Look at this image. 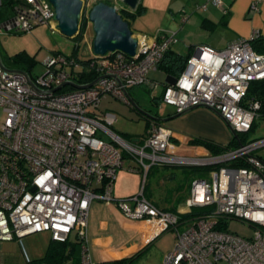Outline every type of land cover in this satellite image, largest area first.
Segmentation results:
<instances>
[{
  "label": "built area",
  "instance_id": "obj_1",
  "mask_svg": "<svg viewBox=\"0 0 264 264\" xmlns=\"http://www.w3.org/2000/svg\"><path fill=\"white\" fill-rule=\"evenodd\" d=\"M83 2L82 15L89 17L91 2ZM54 18L48 0H25L0 29L28 33L47 24L60 34ZM134 37L138 40L134 57L122 52L93 54L86 70L97 72L93 81L97 83L85 90L63 92L66 87L53 92L67 82L76 83L84 71L79 61L64 54L54 55L45 76H30L41 92L0 62V241L47 233L53 242L70 243L75 236L82 264H94L88 221L92 204L100 202L131 221L153 224L155 237L174 232L175 247L164 264H264V161L256 153L264 148V139L218 157L186 155L178 153L173 142L177 135L164 124L151 120L144 136L127 141L113 130L117 117L100 112L107 95L132 106L131 89L144 85L156 89L158 84L149 75L158 71L165 53L178 42L176 33L166 31ZM251 40L235 41L219 51L196 48L175 84L164 88L162 101L176 113L207 106L220 113L237 135L249 132L261 104L248 101V91L252 83L264 80V54L253 49ZM240 158H247L252 167L227 166L206 173L208 179L192 183L185 208L177 214L148 200L145 186L130 198L114 196L122 169L140 173L145 184L154 167H210ZM194 208L212 212L182 222L180 215ZM220 220L244 222L253 236L219 230Z\"/></svg>",
  "mask_w": 264,
  "mask_h": 264
},
{
  "label": "crops",
  "instance_id": "obj_2",
  "mask_svg": "<svg viewBox=\"0 0 264 264\" xmlns=\"http://www.w3.org/2000/svg\"><path fill=\"white\" fill-rule=\"evenodd\" d=\"M88 1L94 4L102 0ZM110 1L119 5L122 0ZM218 1L219 4L215 5L213 4V0H140L139 5H143L146 9V12L142 16L147 14L151 6L158 5V8L164 9L165 11H169L172 14H179L182 19V25L186 24L187 27H192L190 32L188 30H182V32L184 31L185 39L190 44L189 56L194 55L195 49L198 47H208L219 51L235 41L251 40L257 33L264 36V0ZM253 5H256V9L253 8ZM138 34L145 33L138 32L135 35ZM174 46L172 47L173 50L182 55ZM130 91L128 93L131 97L132 94ZM176 114L174 110L165 115V117ZM202 119H207L217 124V130L213 133H206V131L204 132L197 127L198 124L197 126L193 125V121L196 120L197 122ZM164 125L175 132L177 139H173L174 143L177 144L182 152L185 151L187 155L192 152L194 154H204V152L210 154L204 147L193 145L192 140L194 138L208 139L223 146H227L233 141V136L223 120L210 110L202 107L194 109L190 113L175 120L164 123ZM145 133L140 136L131 137H141ZM150 172L146 178V183H143V186H145L144 195L159 209L172 212L178 206L173 200L167 204L169 206L166 205L163 207L153 199L154 196L152 193L147 194L146 186ZM143 186L141 190H143ZM191 186L192 184L189 187V195ZM115 192L114 187V196L116 198H122L115 195ZM119 193V196L130 194L128 191L123 190ZM178 207L179 209L176 213L183 210L185 205ZM155 233L156 230L153 224L145 221H131L125 218L113 206L100 202L93 203L91 206L88 221V241L89 253L94 264H114L128 261L141 251L147 249L143 255L131 263L134 264L148 253L150 247L162 235L155 237ZM52 243L53 241L47 233L29 235L13 242L0 241V264H51L48 262L38 263V261L45 257ZM75 243L78 242L75 236H73L69 244L74 245ZM70 249L68 247L67 252L70 253ZM160 252L162 255L165 253L163 251ZM63 264H82L81 248L79 255L69 257Z\"/></svg>",
  "mask_w": 264,
  "mask_h": 264
},
{
  "label": "rangeland",
  "instance_id": "obj_3",
  "mask_svg": "<svg viewBox=\"0 0 264 264\" xmlns=\"http://www.w3.org/2000/svg\"><path fill=\"white\" fill-rule=\"evenodd\" d=\"M94 3V2H93ZM108 5L112 6L113 2L108 0ZM145 5V4H144ZM94 4L91 3L92 8ZM131 30L134 34L143 32L145 34H155L158 31H166L177 33L178 42L174 48L182 53L188 55L190 44L185 39L183 32L192 30V27L182 25V19L179 14H172L169 11L151 6L146 15L131 20ZM1 24V23H0ZM1 26V25H0ZM1 28V27H0ZM182 30H184L182 32ZM0 53L5 58L14 56L17 53L26 52L32 57H35L36 64L33 68L32 77L34 79L43 77L47 74L48 65L50 64L55 52L69 56L72 54L75 42L72 38H68L63 34L53 33L50 26L47 24L35 27L28 33L15 32V31H2L0 29ZM93 41L94 32L92 24L89 23L84 34V40L79 43L80 49L78 56L81 59H90L93 56ZM149 79L158 84L156 89L149 86H138L131 89V99H133L141 108L152 112L158 113L159 116L165 117L175 109L167 106L162 99L158 100L157 105L152 103V99L161 98L167 76L161 72H153L149 75ZM100 112L112 114L117 117V122L113 126V130L120 136H140L146 131V121L141 118L139 114L131 108L130 105L125 104L119 99L107 95L101 102ZM3 120V114L0 111V123ZM198 124V126H197ZM193 125L197 126L206 133H213L217 130V124L212 123L210 120L202 119ZM196 127V128H197ZM264 139V120L258 121L255 130L249 134V140H262ZM174 142V141H173ZM177 145V144H176ZM180 149V148H179ZM178 153L185 154V151L178 150ZM257 155L264 158V148L258 150ZM192 152L189 155H193ZM200 154V153H198ZM204 154H208L205 153ZM187 155V154H186ZM134 165V162L127 163V165ZM174 166V167H173ZM185 165H171L168 167H155L148 177L147 194L152 193L153 199L156 200L161 206H166L168 200H173L178 206L185 205L186 200L189 198V187L197 179H208L207 174L191 173ZM184 185V189L172 196L171 190L178 185ZM143 186V178L140 173L131 172L122 169L117 174L115 181V195L122 198H128L141 193ZM128 191L130 194L119 196L120 191ZM121 198V199H122ZM173 198V199H172ZM169 206V205H167ZM172 206V205H170ZM229 231L241 237L250 238L253 236L254 231L244 222L230 221ZM34 238H37L33 236ZM175 247V234L172 231L165 232L156 240L150 247L148 253L141 259L137 260L134 264H164L166 256L173 251ZM160 251L165 252L163 255Z\"/></svg>",
  "mask_w": 264,
  "mask_h": 264
},
{
  "label": "trees",
  "instance_id": "obj_4",
  "mask_svg": "<svg viewBox=\"0 0 264 264\" xmlns=\"http://www.w3.org/2000/svg\"><path fill=\"white\" fill-rule=\"evenodd\" d=\"M108 0H102L100 2H104L106 4ZM99 2H96L94 5L98 4ZM25 4V0H1L0 3V25H3L6 23L8 20H10L12 17L16 15L17 10ZM113 6V5H112ZM119 13L121 14L122 18L127 21L131 27V20H135L138 17L142 16L145 12L146 9L143 5H139L138 8L135 11L130 10L125 4H122V6L118 9ZM89 24V19L86 14L82 15V19L80 22V31L79 34L76 35L73 39V41L76 43L72 54L67 56L70 59H75L76 61H79L83 66H84V71L82 72L79 77L75 78L76 83L80 85H87L91 84L96 78H97V72L96 71H87L86 68L90 65L89 59H81L78 56V52L80 49L79 43L84 40V34L86 32V29ZM35 28V27H34ZM33 28V29H34ZM32 29V30H33ZM9 31V30H7ZM251 45L253 49L261 54H264V36L261 34H258L251 40ZM56 54H62L61 52H55L54 55ZM2 60L4 65L8 69L12 70H20L28 73L32 77V72L33 68L36 64L35 57L30 56L26 52H21L17 53L14 56H8V57H3ZM191 58L189 55H181L177 53L173 48L171 47L164 55L163 60L161 61L159 65L158 71L163 72L166 76L170 78L177 79L181 76V74L184 72V70L187 67L188 61ZM33 78V77H32ZM164 88L168 87L167 83L163 84ZM74 88L72 87H67L63 92L67 91H72ZM161 98H154L152 99V103L155 105L158 104V100H161ZM248 101H257L260 102L261 108L258 111V118L254 121V124L251 128V130L247 133L243 134H238V138L235 139L233 138V141H231L230 144L227 146L220 145L216 142H213L208 139H202V138H194L192 140L193 145L197 146H202L205 149H207L210 154L213 156H222L225 153L233 150V149H238L240 146L255 142L254 140L251 141L249 140V134L255 130L256 126L258 125V121L264 120V80L262 81H257L251 84L249 91H248ZM133 110V106H131ZM152 113V112H151ZM139 114V113H138ZM153 114V113H152ZM155 116H159L158 113L153 114ZM141 118L145 119L147 129L149 128L151 124V120L145 118L141 114H139ZM127 141H134V138L125 135L123 137ZM264 161V158H263ZM232 167V168H251L252 165L249 163L247 158H240L237 160L230 161L226 164H220L217 166H210V167H181V168H187L191 173H201L205 174L208 172H211L213 170L219 169L221 167ZM162 167V166H161ZM163 167H168V166H163ZM174 167V166H173ZM155 168V167H154ZM153 169V168H152ZM147 189V188H146ZM184 189V185H178L174 189L171 190L172 196L174 194L180 193ZM175 196V195H174ZM173 196V197H174ZM151 198L150 196H148ZM173 199V198H172ZM168 203H171V200H168ZM179 207H175V209L171 212L174 214H177L176 212L178 211ZM212 209L211 208H194L190 212L186 214H181L180 219L182 222L185 221H190L194 219L197 216H202L208 213H211ZM229 228V223L220 220L217 229L219 230H225L228 231ZM70 247V253L67 252V248ZM147 250V249H146ZM146 250L141 251L138 255L135 257L131 258L128 261L124 262H119V263H114V264H131L133 261L138 259L141 255L145 253ZM80 253V244L75 243L74 245H70L69 243H58V242H53L51 246L49 247L45 257L38 261L39 262H48L51 264H63L65 263L69 257H73L75 255H79Z\"/></svg>",
  "mask_w": 264,
  "mask_h": 264
},
{
  "label": "water",
  "instance_id": "obj_5",
  "mask_svg": "<svg viewBox=\"0 0 264 264\" xmlns=\"http://www.w3.org/2000/svg\"><path fill=\"white\" fill-rule=\"evenodd\" d=\"M55 10V22L57 23V28L60 34L68 38H74L80 31V22L82 19V14L84 11L83 0H48ZM140 0H122L130 10L135 11L138 8ZM89 22L92 24L94 32L93 41V53L96 56H106L109 53L122 52L130 57H134L137 53L138 40L134 37V33L127 21H125L118 9L114 6H110L104 2H99L94 5L89 13ZM0 62H2V57L0 54ZM6 69V68H5ZM9 72H15L17 74L23 75L28 84L36 91L41 92L40 89L35 85L34 81L30 75L24 71L15 70ZM167 84L174 85L176 79L167 78ZM97 81L88 85H78L74 82H67L62 86H59L53 90L54 93L61 91L66 87H72L76 90H85L92 88ZM128 95V94H127ZM131 103L135 111L145 118L159 122L167 123L175 120L181 116H184L194 109H189L182 113H177L174 116H168L162 118L161 116H155L150 111L141 108L133 99ZM200 108V107H199ZM216 114L229 128L233 138L237 139L238 135L233 129V127L222 117L217 111L207 107L202 106Z\"/></svg>",
  "mask_w": 264,
  "mask_h": 264
},
{
  "label": "clouds",
  "instance_id": "obj_6",
  "mask_svg": "<svg viewBox=\"0 0 264 264\" xmlns=\"http://www.w3.org/2000/svg\"><path fill=\"white\" fill-rule=\"evenodd\" d=\"M94 4H95V3H94ZM122 4H123V3H122V1H121V4L118 5V4L113 3V6L116 7L117 9H119V8L122 6ZM92 7H93V6H92ZM91 9H92V8H91ZM90 11H91V10H90ZM118 11H119V10H118ZM89 23H90V22H89ZM78 34H79V33H78ZM78 34H77V35H78ZM134 35H135V34H134ZM94 55H95V54H94Z\"/></svg>",
  "mask_w": 264,
  "mask_h": 264
}]
</instances>
